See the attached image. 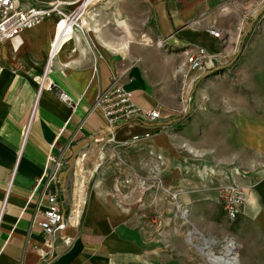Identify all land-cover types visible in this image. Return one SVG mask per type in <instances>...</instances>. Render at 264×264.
Here are the masks:
<instances>
[{
  "label": "crops",
  "instance_id": "1",
  "mask_svg": "<svg viewBox=\"0 0 264 264\" xmlns=\"http://www.w3.org/2000/svg\"><path fill=\"white\" fill-rule=\"evenodd\" d=\"M204 1L148 0L150 36L184 54L191 44L217 54L212 68L190 73L188 109L177 88L149 78L144 58L132 64V0L91 5L80 18L83 29L58 40L51 59L59 16L0 44V264H51L77 239L83 249L70 264H183L171 253H187L176 232L186 223L202 233L226 228L221 232L241 246L240 264L264 261V6L259 30L250 28L253 14L222 43L208 32L212 21L198 19ZM65 2L66 13L83 4ZM113 75L140 107L161 108L160 120L132 121L110 133L95 103ZM61 90L75 106L59 97ZM93 136L121 149L124 160H85L83 150L96 140L80 151L82 160L49 189L57 190L66 222L48 238L39 225L47 173L60 157L61 172L67 170L73 146ZM227 176L246 187L256 182L263 200L258 205L252 191L231 223L219 191ZM186 209L187 221L177 222L176 211ZM152 230L164 237L161 251L151 247Z\"/></svg>",
  "mask_w": 264,
  "mask_h": 264
},
{
  "label": "built area",
  "instance_id": "2",
  "mask_svg": "<svg viewBox=\"0 0 264 264\" xmlns=\"http://www.w3.org/2000/svg\"><path fill=\"white\" fill-rule=\"evenodd\" d=\"M90 1L85 0L81 6L70 13H66L64 7L68 3L65 1L57 0L46 6L22 7L17 0H0V44L5 41L14 40L24 31L35 28L44 20L59 16L57 27L62 23L63 25L60 31L58 28V32L56 33L50 53L51 59L57 52L55 51V47L60 35L63 38L61 42L63 44L72 38L76 28L83 29L80 18ZM208 32L222 41V43H225V34L218 28L211 26L208 28ZM184 52L186 55L185 65L190 71L212 68L210 65L217 56V54L209 52L205 46L199 44L189 45L185 48ZM40 82V85L44 83V77L41 78ZM53 85H50V88H53ZM58 95L64 102L75 106V101L67 92L61 90L58 92ZM95 107L102 111L110 133H114L118 128L132 121L152 123L161 118V108L148 110L140 107L134 100V92L128 90L117 75H113L110 86L99 93ZM150 135V133L145 134L146 137ZM140 137L136 135L131 140L124 141V143L125 145H129L140 139ZM53 162L54 166L47 173V180L45 182L44 196L47 198V204L42 212V220L39 221L40 227L48 238H54L66 222L64 207L59 199L57 190L55 189V192L49 190L51 186H57L59 174L64 168L65 160H61L60 157L59 159L54 158ZM235 173L242 174L237 169ZM243 175L246 174L243 172ZM43 180L44 178L40 179L38 184H41ZM219 191L220 201L228 219L231 221L237 220L244 212L248 196L247 187L227 176L225 180L219 181ZM175 215L187 221L188 209L181 212V214H179V211H176ZM71 218L69 216L68 220ZM228 241H233L238 250L240 245L232 237L227 240V243Z\"/></svg>",
  "mask_w": 264,
  "mask_h": 264
},
{
  "label": "rangeland",
  "instance_id": "3",
  "mask_svg": "<svg viewBox=\"0 0 264 264\" xmlns=\"http://www.w3.org/2000/svg\"><path fill=\"white\" fill-rule=\"evenodd\" d=\"M54 1L57 0H19V3L22 7H37L46 6ZM72 1H76V5L85 2V0ZM97 1L99 0H91V2L86 5L87 7H85L83 13L85 14L91 12L92 10L90 6L96 4ZM131 4V12L130 14L127 12V17H130L131 31L133 34L131 36V44L129 47V49L131 48L133 50L132 64L138 63L144 58V62L147 65L149 78L154 81H158L159 88L162 86L163 88H177L180 92L179 100L181 104L183 101H185L184 108H186L189 103L187 100L189 87L187 80L190 76V73L193 72L188 70L187 66L185 65L186 55L181 50L173 49L172 47H169L168 45L154 38V36L149 35L148 32L150 31V28L153 26V24L151 23L149 16L152 6L148 0H132ZM262 5L264 6V0H205L204 4L202 5L203 14L198 19L206 18L208 21L211 20L212 24H214L215 27L219 28L225 34V38H229L233 34H236L238 31H240V29L243 27V20H245V22H250L252 20L253 14L256 17L254 22L251 23L250 28L259 30L260 22L258 19L262 13L258 16V11ZM253 8L255 9L253 10ZM75 9H70V11ZM227 43H229V41H227ZM165 94L166 95L164 96H166V99H168V92H165ZM188 108L189 107H187V109ZM108 147L109 145L105 143V140L99 142L97 140L94 141L90 146L83 150L86 152L88 151L85 160H108L109 156L120 157L119 159L124 160V153L121 149L119 150L117 147H111L109 149ZM80 155L77 156L78 160H82ZM101 156H103L102 159H100ZM85 169V171H87L90 169V167L88 166ZM257 185L258 184L255 182L252 186L247 187V201L249 194L254 191L257 197V204L259 205L263 203V200L258 196L259 189L257 188ZM247 201L245 205H247ZM175 218L177 222L178 220L179 222L184 221L178 219L177 217ZM229 222L231 223V220ZM183 225L184 226L177 229L176 232L179 234V245L186 246L185 248H187V253H184L185 255H183V253L180 255L171 253V255L176 258H181V262L183 264H209L208 260L187 242L188 233L193 231L194 228H192L188 223ZM219 227L218 233L216 234L206 233L205 231V233H203L207 238H215L217 240L215 251L218 255H221L224 251L225 245H227V239L232 236H229L228 238V235H226L225 232H221L225 231L226 228L222 229V226ZM155 231L156 230H152L153 234L151 235V238L154 240V242L156 241V244L151 247L154 248V251H159L158 249L161 251L166 243L163 245L164 237L159 234L160 232ZM254 264H264V261H256Z\"/></svg>",
  "mask_w": 264,
  "mask_h": 264
},
{
  "label": "bare ground",
  "instance_id": "4",
  "mask_svg": "<svg viewBox=\"0 0 264 264\" xmlns=\"http://www.w3.org/2000/svg\"><path fill=\"white\" fill-rule=\"evenodd\" d=\"M17 2H19V0H17ZM87 24L88 22H85V25ZM58 40L60 41L63 40V38H61V35L58 37ZM187 241L202 256H204L208 260L209 264H240V260L237 252V246L233 241H228L229 243L225 245L224 251L222 252L221 255H218L215 251L217 240L215 238H207L200 230L196 229L194 230V233L189 232Z\"/></svg>",
  "mask_w": 264,
  "mask_h": 264
},
{
  "label": "water",
  "instance_id": "5",
  "mask_svg": "<svg viewBox=\"0 0 264 264\" xmlns=\"http://www.w3.org/2000/svg\"><path fill=\"white\" fill-rule=\"evenodd\" d=\"M104 136H93L90 138H86L84 140H82L81 142L77 143L76 145L73 146L72 148V156L70 158V160L68 161V166L69 168L63 172L60 173L59 176V180L60 182H63L70 170H72L74 164L76 163V159L77 156L79 155L80 151L86 147L89 143L93 142L94 140L98 139V138H102ZM83 249V245H82V241L80 239H77L74 242V245L72 246V248L69 250V252H67L66 254L60 256L55 262L51 263V264H70L72 259L79 253L81 252Z\"/></svg>",
  "mask_w": 264,
  "mask_h": 264
}]
</instances>
